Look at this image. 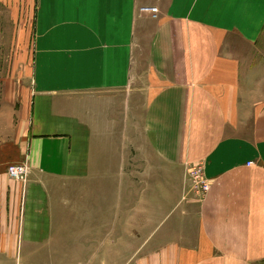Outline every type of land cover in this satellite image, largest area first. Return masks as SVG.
Instances as JSON below:
<instances>
[{
	"label": "crops",
	"instance_id": "0c3cea01",
	"mask_svg": "<svg viewBox=\"0 0 264 264\" xmlns=\"http://www.w3.org/2000/svg\"><path fill=\"white\" fill-rule=\"evenodd\" d=\"M0 27L30 49L0 264H264V0H0Z\"/></svg>",
	"mask_w": 264,
	"mask_h": 264
},
{
	"label": "rangeland",
	"instance_id": "374dc122",
	"mask_svg": "<svg viewBox=\"0 0 264 264\" xmlns=\"http://www.w3.org/2000/svg\"><path fill=\"white\" fill-rule=\"evenodd\" d=\"M11 31L10 27H0V106L3 104L6 107L3 110L7 111L8 115L11 108L18 103V98L30 90L28 61L30 49L28 46L22 48L14 44L15 39ZM8 93H11V97L6 98L5 95ZM8 117L10 120V116ZM26 179L27 175L24 181H19L23 184Z\"/></svg>",
	"mask_w": 264,
	"mask_h": 264
},
{
	"label": "built area",
	"instance_id": "2783aa9c",
	"mask_svg": "<svg viewBox=\"0 0 264 264\" xmlns=\"http://www.w3.org/2000/svg\"><path fill=\"white\" fill-rule=\"evenodd\" d=\"M140 12L155 16L158 11L156 8L144 7L140 9ZM27 170V164L26 162H23L21 164L8 167L7 175L10 179L24 181L27 175ZM185 179L189 183L191 192L196 197H202L207 193L209 189V182L204 176L203 165L201 163L188 166L185 173Z\"/></svg>",
	"mask_w": 264,
	"mask_h": 264
}]
</instances>
